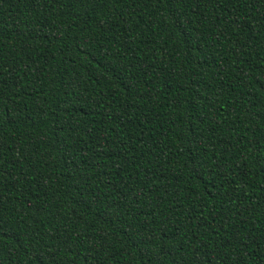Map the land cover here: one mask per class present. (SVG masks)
<instances>
[{
	"label": "trees",
	"instance_id": "1",
	"mask_svg": "<svg viewBox=\"0 0 264 264\" xmlns=\"http://www.w3.org/2000/svg\"><path fill=\"white\" fill-rule=\"evenodd\" d=\"M0 264H264V0H0Z\"/></svg>",
	"mask_w": 264,
	"mask_h": 264
}]
</instances>
